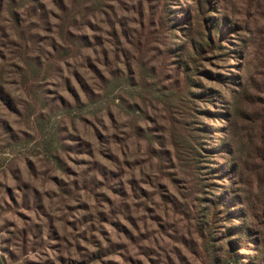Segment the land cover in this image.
Returning <instances> with one entry per match:
<instances>
[{
  "label": "rangeland",
  "instance_id": "obj_1",
  "mask_svg": "<svg viewBox=\"0 0 264 264\" xmlns=\"http://www.w3.org/2000/svg\"><path fill=\"white\" fill-rule=\"evenodd\" d=\"M197 1L0 0V226L9 263L226 259L229 224L207 216L226 191L212 171L228 163L227 133H264V0H200L220 9L222 26L237 27L215 36L216 49L185 75L171 50ZM238 83L255 99L238 103L243 116L229 122ZM255 191L264 200V184ZM254 229L257 244L240 247L232 264H252L258 248L264 256V217Z\"/></svg>",
  "mask_w": 264,
  "mask_h": 264
},
{
  "label": "trees",
  "instance_id": "obj_2",
  "mask_svg": "<svg viewBox=\"0 0 264 264\" xmlns=\"http://www.w3.org/2000/svg\"><path fill=\"white\" fill-rule=\"evenodd\" d=\"M220 12V9L218 10L217 7L207 1L198 0L195 6L190 7V11L186 15L189 27L183 33V41L171 50L172 58H177L176 64L179 66L180 74L186 75L193 70L197 71L200 65L195 60L202 59L207 52L216 49L214 37L216 36L217 41L218 39L222 40L224 30H234L237 27L233 23L232 26H222L228 22V19H221ZM212 14H217L218 18ZM169 20L171 23V19ZM219 26L223 27L222 30L219 29ZM170 27L176 28L175 24H171ZM182 82L186 90L189 91L190 88H193L191 85L193 81L190 78L187 79L186 77ZM203 96L206 97L205 95L198 97ZM232 96L233 101L235 99V107L229 116V122L233 119L238 120L243 116L242 112L238 114L240 112L238 103H251L255 99L248 93L245 85L241 83H238V90L232 91ZM258 99L260 106H262L261 111L264 118V97L260 96ZM227 134L230 135V140L226 141L220 151L227 154L228 163L221 164L212 171L215 173V178L226 186V191L216 196L215 200L212 201L213 207L207 213V216L212 215L213 223L215 216H222L225 218L224 221L229 224L226 237L221 239L227 242V257L221 260L216 259V264L238 262L236 257L238 252L236 251L240 247L247 248L250 241L253 245L257 244L259 231L256 233L254 228L257 229V226L262 225L264 217L263 193L262 191H255L259 188L262 189L264 184V133H246L243 137L242 133ZM214 151H219V149L212 148L211 153L213 154ZM234 219L240 223L234 225L232 223ZM211 230L209 234L212 233ZM201 231L203 238L210 239L205 234L207 223L201 225ZM256 251L260 257L249 255L252 264H264V256L260 253L259 248Z\"/></svg>",
  "mask_w": 264,
  "mask_h": 264
},
{
  "label": "built area",
  "instance_id": "obj_3",
  "mask_svg": "<svg viewBox=\"0 0 264 264\" xmlns=\"http://www.w3.org/2000/svg\"><path fill=\"white\" fill-rule=\"evenodd\" d=\"M0 264H11L6 260V254L4 251V243H3V231L0 226Z\"/></svg>",
  "mask_w": 264,
  "mask_h": 264
}]
</instances>
